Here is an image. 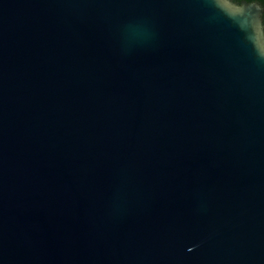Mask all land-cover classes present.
Listing matches in <instances>:
<instances>
[{"label":"water","instance_id":"1","mask_svg":"<svg viewBox=\"0 0 264 264\" xmlns=\"http://www.w3.org/2000/svg\"><path fill=\"white\" fill-rule=\"evenodd\" d=\"M262 14L0 0V264H264Z\"/></svg>","mask_w":264,"mask_h":264},{"label":"trees","instance_id":"2","mask_svg":"<svg viewBox=\"0 0 264 264\" xmlns=\"http://www.w3.org/2000/svg\"><path fill=\"white\" fill-rule=\"evenodd\" d=\"M236 3H240L241 1H247V2H258L262 9H263V14H262V21L264 23V0H233Z\"/></svg>","mask_w":264,"mask_h":264},{"label":"clouds","instance_id":"3","mask_svg":"<svg viewBox=\"0 0 264 264\" xmlns=\"http://www.w3.org/2000/svg\"><path fill=\"white\" fill-rule=\"evenodd\" d=\"M259 54H264V53H262V52L259 51Z\"/></svg>","mask_w":264,"mask_h":264}]
</instances>
